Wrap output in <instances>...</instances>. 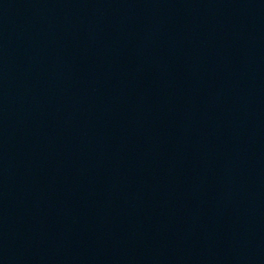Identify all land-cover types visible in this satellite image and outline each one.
Here are the masks:
<instances>
[{
  "label": "water",
  "instance_id": "95a60500",
  "mask_svg": "<svg viewBox=\"0 0 264 264\" xmlns=\"http://www.w3.org/2000/svg\"><path fill=\"white\" fill-rule=\"evenodd\" d=\"M89 264H264V0H162Z\"/></svg>",
  "mask_w": 264,
  "mask_h": 264
}]
</instances>
